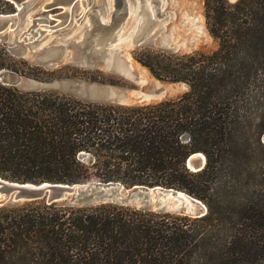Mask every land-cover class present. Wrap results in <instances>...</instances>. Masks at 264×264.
<instances>
[{"label": "trees", "instance_id": "trees-1", "mask_svg": "<svg viewBox=\"0 0 264 264\" xmlns=\"http://www.w3.org/2000/svg\"><path fill=\"white\" fill-rule=\"evenodd\" d=\"M203 8L214 51L136 56L154 78L187 86L176 99L96 105L0 82V178L158 186L206 213L4 205L0 264H264V0ZM6 62L0 48V71ZM192 153L205 158L195 173L184 165Z\"/></svg>", "mask_w": 264, "mask_h": 264}, {"label": "rangeland", "instance_id": "rangeland-1", "mask_svg": "<svg viewBox=\"0 0 264 264\" xmlns=\"http://www.w3.org/2000/svg\"><path fill=\"white\" fill-rule=\"evenodd\" d=\"M47 1L23 4L15 29L0 35V48L10 61L0 71V82L21 92H52L122 107L173 100L187 86L154 78L137 62V54H209L217 46L207 29L203 0H129L131 11L117 28V0H86V9L77 0L64 23L60 9H41ZM0 9L3 14L15 12L7 2L0 3ZM98 17L110 30H98L94 24ZM260 140L264 143V133ZM84 183L99 182L89 177ZM140 199L111 204L138 208ZM149 211L176 215L163 209Z\"/></svg>", "mask_w": 264, "mask_h": 264}, {"label": "water", "instance_id": "water-1", "mask_svg": "<svg viewBox=\"0 0 264 264\" xmlns=\"http://www.w3.org/2000/svg\"><path fill=\"white\" fill-rule=\"evenodd\" d=\"M13 5L15 12L0 13V35L8 30H14L17 24L18 10L30 0H0ZM77 0H49L41 9L62 11L63 23L67 19V12ZM83 9L87 8L86 0H79ZM235 2L236 0H228ZM118 10L114 26L125 20L131 11L129 0H117ZM99 31H108L111 26L104 25L96 18L94 21ZM114 28V29H115ZM185 168L190 172H198L205 165V158L201 153H192L185 160ZM123 187L117 183H30L9 181L0 178V206L16 205L31 201H44L46 204L61 203L68 205L92 206L104 203L127 204L134 198L141 197L137 207L139 209H163L176 215L191 218L201 217L206 213L205 206L198 200L185 193L173 189H164L158 186L147 188L132 186L125 194Z\"/></svg>", "mask_w": 264, "mask_h": 264}]
</instances>
